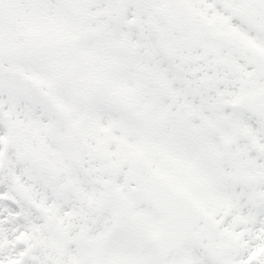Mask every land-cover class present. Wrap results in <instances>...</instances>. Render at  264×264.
<instances>
[{
    "label": "snow or ice",
    "instance_id": "obj_1",
    "mask_svg": "<svg viewBox=\"0 0 264 264\" xmlns=\"http://www.w3.org/2000/svg\"><path fill=\"white\" fill-rule=\"evenodd\" d=\"M0 264H264V0H0Z\"/></svg>",
    "mask_w": 264,
    "mask_h": 264
}]
</instances>
